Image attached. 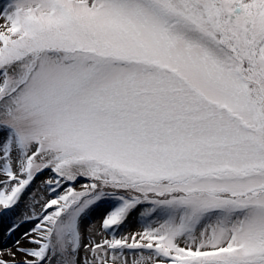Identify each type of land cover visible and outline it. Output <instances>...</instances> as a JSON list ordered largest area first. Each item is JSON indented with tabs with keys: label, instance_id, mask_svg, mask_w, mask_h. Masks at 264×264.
Listing matches in <instances>:
<instances>
[{
	"label": "snow or ice",
	"instance_id": "6c2138e0",
	"mask_svg": "<svg viewBox=\"0 0 264 264\" xmlns=\"http://www.w3.org/2000/svg\"><path fill=\"white\" fill-rule=\"evenodd\" d=\"M0 18L4 239L33 223L0 264H264V0H9Z\"/></svg>",
	"mask_w": 264,
	"mask_h": 264
},
{
	"label": "rangeland",
	"instance_id": "374dc122",
	"mask_svg": "<svg viewBox=\"0 0 264 264\" xmlns=\"http://www.w3.org/2000/svg\"><path fill=\"white\" fill-rule=\"evenodd\" d=\"M9 2V0H0V10L3 9L4 5ZM4 24V20L2 18H0V25ZM47 176H42L40 179H38L35 183V185L33 186L32 191L36 194L37 198H39L41 195L44 196L45 199H51V195L47 194L46 192L43 191V187L41 184V181L46 179ZM77 190H79V185H77ZM30 203V200L28 197L25 198L24 202L20 205L19 209H18V215H22L26 210H27V204ZM41 203H43V200L41 201ZM112 208V204H104L101 207L95 209L92 213L89 214V216L87 217L86 221H85V232H87L88 227L90 226H94L95 229H99L100 228V223L102 221V219L104 218L105 214L111 210ZM36 211L39 212L40 208L39 206L36 208ZM11 222L10 218H6V217H0V229L2 230V234L1 238H0V247H9L12 245V243L14 242V240L18 237H20L26 230L30 229L33 227V223H26L23 224L21 226L20 229H18V231L16 232V234L11 237L10 239H4V233L9 225V223ZM143 227L142 223L140 222V219L138 216H133L129 223L128 226L126 228V231L128 232H135L138 230H141ZM97 239H99V237L97 236Z\"/></svg>",
	"mask_w": 264,
	"mask_h": 264
},
{
	"label": "bare ground",
	"instance_id": "6f19581e",
	"mask_svg": "<svg viewBox=\"0 0 264 264\" xmlns=\"http://www.w3.org/2000/svg\"><path fill=\"white\" fill-rule=\"evenodd\" d=\"M1 235L3 236V234H2V230L0 229V238H1Z\"/></svg>",
	"mask_w": 264,
	"mask_h": 264
}]
</instances>
